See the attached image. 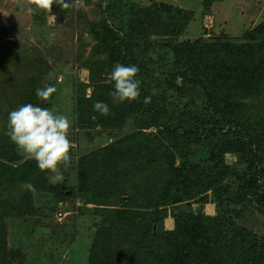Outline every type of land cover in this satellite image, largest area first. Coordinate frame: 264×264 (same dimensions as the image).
Listing matches in <instances>:
<instances>
[{"label":"trees","instance_id":"trees-1","mask_svg":"<svg viewBox=\"0 0 264 264\" xmlns=\"http://www.w3.org/2000/svg\"><path fill=\"white\" fill-rule=\"evenodd\" d=\"M105 1L95 48L111 68H139L140 96L114 104V82L77 83L74 126L92 137L127 135L81 155L73 185L49 186L46 171L7 135L8 114L28 103L46 107L36 89L63 84L32 75L24 90L1 85L0 264L10 254L7 219L29 215L35 194L58 195L57 203L79 199L97 227L86 264H264V235L238 224L246 206L264 216V19L239 38H195L186 36L192 13L178 5ZM202 1L206 9L214 0ZM5 31L17 33L13 26ZM20 52L13 63L49 68L38 50ZM97 101L109 105V115L93 110ZM226 155L235 161L228 164ZM26 182L36 191L22 187ZM206 203L214 204V215L203 213ZM168 216L172 230L164 229Z\"/></svg>","mask_w":264,"mask_h":264},{"label":"rangeland","instance_id":"rangeland-1","mask_svg":"<svg viewBox=\"0 0 264 264\" xmlns=\"http://www.w3.org/2000/svg\"><path fill=\"white\" fill-rule=\"evenodd\" d=\"M130 1L141 6H148L153 1L164 2L186 9L193 15L186 36L195 38L199 35H204L205 39L207 36L220 35L232 39L239 38L264 19V0H214L206 9L202 0ZM105 5V0H83L78 8L61 10V7L54 3L52 12L45 15V11L36 9L30 0H0V87L3 84L18 90L32 75H43L48 82L57 79V84H63H56L59 92L55 93L54 99L46 101L45 105L59 114L66 115L71 121L68 138L73 148L70 161L59 166L64 176L62 182H54L51 179L52 174L46 172L45 184L49 186L73 185L75 171L72 168L81 155L105 145L113 137L118 139L127 135L125 132H114L110 138L109 135L98 132L92 137L74 126L75 116L72 110L75 108L77 83L90 87L92 78L103 84L111 82L108 76L113 68L107 64V54L96 50L97 40L93 36L98 32L99 24L104 18ZM9 26L17 29L15 35H7L5 30ZM16 49L23 54L38 50L43 58L49 57V68H35L34 71L24 68L16 61L13 63L14 56L18 54ZM80 58L87 60L81 64ZM89 65L96 68V74ZM26 87L23 86L22 89ZM88 87L87 96L91 91ZM0 94L2 95L1 91ZM261 109L264 112V104ZM129 127L132 129V123H128L126 130ZM19 152L28 157L20 150ZM234 161L232 156H225V162L228 164ZM206 194L210 195V192ZM51 197L53 204L48 202ZM57 198L58 195L54 197L53 194H35L29 215L7 219V249L10 254L6 264H86L87 247L97 227L91 224L90 218L83 216L79 199L70 198L57 203ZM168 209L170 213L177 211L176 206H168ZM192 209L197 211L199 206L193 205ZM202 211L212 216L215 214V206L206 203ZM239 211L238 224L241 227L264 235V216L259 214L255 207L246 206ZM92 220L93 223L96 221L95 218ZM164 229H173V219L170 216L164 220ZM129 240L130 238L124 242Z\"/></svg>","mask_w":264,"mask_h":264},{"label":"clouds","instance_id":"clouds-1","mask_svg":"<svg viewBox=\"0 0 264 264\" xmlns=\"http://www.w3.org/2000/svg\"><path fill=\"white\" fill-rule=\"evenodd\" d=\"M82 2L83 0H30L36 9L48 13L52 12L54 3L58 4L61 10H66L78 8ZM138 73L139 68L135 65H114L108 76V79L114 82V90L110 93L114 104L131 102L140 96L141 81L136 79ZM55 92L54 86H46L36 89V96L42 101H48ZM144 103H151V97H145ZM93 110L104 116L110 114L109 105L105 102H95ZM71 126V121L66 115L28 103L9 112L7 135L18 150L36 161L41 171L51 173L54 182H62L64 176L59 166L70 161L73 144L68 134ZM22 187L31 192L36 191L35 187L27 182Z\"/></svg>","mask_w":264,"mask_h":264},{"label":"water","instance_id":"water-1","mask_svg":"<svg viewBox=\"0 0 264 264\" xmlns=\"http://www.w3.org/2000/svg\"><path fill=\"white\" fill-rule=\"evenodd\" d=\"M69 193V192H68Z\"/></svg>","mask_w":264,"mask_h":264}]
</instances>
